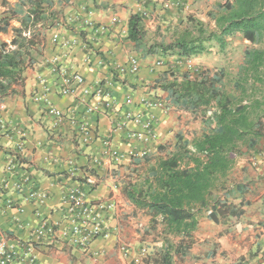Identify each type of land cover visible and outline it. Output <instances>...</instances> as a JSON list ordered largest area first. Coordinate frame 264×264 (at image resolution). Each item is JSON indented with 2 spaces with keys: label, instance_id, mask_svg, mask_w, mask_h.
<instances>
[{
  "label": "crops",
  "instance_id": "obj_1",
  "mask_svg": "<svg viewBox=\"0 0 264 264\" xmlns=\"http://www.w3.org/2000/svg\"><path fill=\"white\" fill-rule=\"evenodd\" d=\"M52 1L47 12H55L57 19L53 20L52 26L51 18L45 20L46 34L39 36V41L43 43L31 48L32 64L24 69L23 82L12 83L13 91H7L0 97V102L4 104L2 116L12 126L8 135L0 138V181L4 175L3 166L14 147L23 143L21 160L31 166L35 182L47 191L48 198L42 204H33L24 201L19 193L0 189V233L13 243L17 238L29 239L41 216L51 220L61 219L62 212L58 208L61 204V185L74 180L67 176L71 172L67 170V160L71 159L75 168L70 174L83 183L87 181V187L92 185L88 197H115V213L109 218L112 234L106 238H95L88 251L59 242L47 248L39 246L37 264H133L132 258L141 247L147 248V255L140 264H257L258 255L264 251V169L253 170L247 164V155L264 146L262 96L253 97L259 101L262 135L253 147L237 157L229 171V186L236 191L227 198L228 202L235 197L243 199V212L237 219L219 215L213 220L202 210L189 236L173 234L161 223L152 224L147 209L137 205L128 192L131 188L142 186L150 167L173 150L179 136L192 137L201 128L199 116L175 105L170 93L159 87L162 74L167 71L181 73L180 60L199 61L200 69L222 72L219 86L232 101L244 99L245 102L240 88L249 86L252 81L239 86V68L245 63L246 49H252L249 44L256 43L234 32L226 38L224 46L211 40L206 42L204 52L187 58L175 54L161 55L159 52L145 54L143 47L138 48L127 37L131 14L142 17L147 45L162 39L169 40L187 25V17L196 18L207 29L215 30L217 27L211 13L216 11L222 0ZM31 6L28 0H0V47L3 44L8 48L14 47L11 40L22 28V20L30 14ZM88 11L94 24L92 27L82 24V17ZM39 24L24 30L23 35L33 32ZM55 31L60 36L56 44L50 39ZM231 49L241 53L240 60L235 64L236 76L232 80L226 72ZM133 55L139 61L138 72L113 77L114 68L121 65L127 56ZM53 56L58 57V64L64 69V76L72 89L70 94L59 91L64 85L63 76L54 73L51 63L46 60ZM75 74L81 78V83L74 78ZM97 81L108 87L109 96L101 98L90 94L87 97L83 93V88L92 87ZM263 83L264 79L254 83L255 89L258 88L256 96L263 95L260 91ZM42 93L45 102L35 98ZM128 95L132 103L125 102ZM155 97L165 100V110L146 108L145 103ZM84 99H90L98 108L85 112ZM106 99L111 101L110 105L102 106V101ZM46 104L72 119L58 121L48 113ZM147 111L155 117V140H131L128 131H141L142 126L134 120H126L125 114L144 115V119ZM73 119L86 121L92 131L90 142H80ZM105 137H109L112 145L121 152L143 147L148 151L143 156L125 158L114 164L100 155L101 142ZM93 156L99 157L101 162L89 172ZM9 198L22 207L17 210L7 206L5 201ZM120 240L131 245L125 255L118 250Z\"/></svg>",
  "mask_w": 264,
  "mask_h": 264
},
{
  "label": "trees",
  "instance_id": "obj_2",
  "mask_svg": "<svg viewBox=\"0 0 264 264\" xmlns=\"http://www.w3.org/2000/svg\"><path fill=\"white\" fill-rule=\"evenodd\" d=\"M28 1L32 4L30 14L24 17L22 28L11 40L14 47H0V97L13 91L12 83L23 82V71L32 64L31 48L43 43L39 36L46 34L45 20L51 18L52 26L57 19L55 12H47L52 0ZM211 17L215 30L187 17V25L169 40L147 45L142 17L131 14L127 37L138 48L143 47L145 54L159 52L187 58L204 52L206 42L211 40L224 46L234 32L251 43H259L264 37V0H222ZM36 24L39 26L33 32L23 35L24 30ZM263 68L264 51L246 49L237 83L240 86L252 81L240 88L245 102L232 101L219 86L221 71L197 69L193 73L186 70L162 74L159 87L170 93L175 105L199 116L201 128L192 137L179 136L173 150L150 167L142 186L128 190L130 198L147 209L152 224L161 223L168 232L189 236L202 210L213 220L219 215L237 219L242 214L243 199H227L236 191L229 186V171L237 157L253 147L262 135L259 101L253 96L254 83L264 79Z\"/></svg>",
  "mask_w": 264,
  "mask_h": 264
},
{
  "label": "built area",
  "instance_id": "obj_3",
  "mask_svg": "<svg viewBox=\"0 0 264 264\" xmlns=\"http://www.w3.org/2000/svg\"><path fill=\"white\" fill-rule=\"evenodd\" d=\"M88 13V14H87ZM115 21V18L111 19ZM82 24L92 27L93 21L89 16V11L82 17ZM104 28V27H103ZM52 43H58L60 36L58 32H53L51 37ZM51 63V70L54 73H58L63 76V86L59 89L61 94H70L72 89L69 88L68 79L64 76V69L58 64V57L53 56L46 59ZM159 64V61H157ZM139 70V61L136 56H127L126 60L119 66L114 68L115 73H112L113 77H124L126 75H135ZM195 72L197 69L189 70ZM75 79L81 83V78L75 74ZM112 77V78H113ZM40 78V77H39ZM41 82H44L43 78H40ZM83 93L107 97L109 96L108 87L101 81H97L94 86H87L82 89ZM42 95H37L35 98L45 102V98ZM102 101V100H101ZM85 112H92L98 108V105L91 103L90 99H84ZM104 105L109 106V99L102 101ZM126 103H132L130 95L125 97ZM146 108L158 107L163 110L166 108L165 100L155 97L148 100L145 103ZM4 109V104L0 102V138L8 135L11 125L2 116L1 111ZM46 110L58 121L64 118L72 119L67 116L63 111H59L50 104H46ZM144 115H132L127 112L125 114L126 120H134L142 126L141 131H128V137L136 142H145L149 139L155 140V117L147 111ZM75 125V131L78 139L82 143H88L91 140L92 131L86 124V121L73 119ZM102 148L100 151L101 157L106 158L108 161L118 164L125 158H134L136 156H143L147 153V148L135 150L132 148L130 151L121 152L116 149L109 137L102 139ZM24 151L23 143H18L14 147L13 153L9 160H7L3 166L4 175L0 181V189L8 192L19 193L24 201H30L33 204H42L48 198V193L45 189L41 188L35 182V178L31 171V166L21 160V155ZM101 162V159L97 156H93L90 159L89 172ZM68 171L73 172L75 168L74 162L67 160ZM247 164L255 171L264 169V146L257 151H251L247 155ZM87 173L91 175L89 172ZM67 173V176L74 178L67 185H61L62 196L61 204L58 208L62 212L60 220H51L48 217L41 216L37 226L32 230L31 237L29 239L17 238L13 243L9 242V238L0 233V264H37V251L39 246H52L54 242L65 243L77 249L88 251L92 241L97 237H109L112 234V227L109 223L110 215L115 213V197L111 196L107 199H92L88 197L89 189L92 186H86L80 181V179L73 177L74 174ZM5 204L11 208L20 209L22 205L13 201L11 198L5 201ZM40 216L39 213H37ZM131 245L120 240L118 250L121 254L125 255L128 252ZM147 255V248L141 247L139 251L133 256V264H140L141 260ZM257 264H264V251H262L257 258Z\"/></svg>",
  "mask_w": 264,
  "mask_h": 264
},
{
  "label": "rangeland",
  "instance_id": "obj_4",
  "mask_svg": "<svg viewBox=\"0 0 264 264\" xmlns=\"http://www.w3.org/2000/svg\"><path fill=\"white\" fill-rule=\"evenodd\" d=\"M249 47H251L252 49L253 48H257V49H260V50H264V39L260 43L249 44ZM233 51H234V49H231L230 60H229L230 62L227 65V68H226V72L228 73V75H229L228 78L230 80L234 79V77L236 76L237 67L235 66V64H237V62L240 60V57H241V53H239L238 50H236L235 52H233ZM179 64H180V70H179L180 72H183V71H186V70H193L195 68L196 69H200L199 68L200 67V62L199 61L195 62V61H193L191 59L180 60ZM256 90H258V88ZM260 91L262 92L263 95L259 94V96H256V94H255V96H253V97L261 98V96H262V99H264V83L261 86Z\"/></svg>",
  "mask_w": 264,
  "mask_h": 264
}]
</instances>
